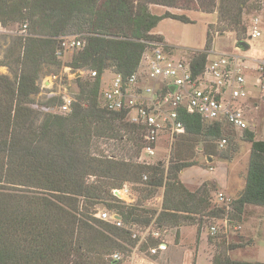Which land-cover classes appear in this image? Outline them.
Returning <instances> with one entry per match:
<instances>
[{
    "label": "trees",
    "instance_id": "trees-1",
    "mask_svg": "<svg viewBox=\"0 0 264 264\" xmlns=\"http://www.w3.org/2000/svg\"><path fill=\"white\" fill-rule=\"evenodd\" d=\"M249 1L0 0L4 28L27 26L21 35H0V67L9 71V75L0 74V264H115L110 256L135 242L126 229L93 216L95 206L102 202L119 211L125 224L148 226L155 220L157 228H182L187 225L185 219L193 222L198 213L214 221H224L226 216L230 222H241L247 205L264 207V140H256L253 132L243 133L250 144L246 186L231 209L214 203L217 189L209 183L196 191L184 185L181 173L195 166L193 162L183 158L167 169L160 162L147 166L109 159L102 149L104 143L114 140L121 153L135 148L130 156L134 159L141 140L139 129L127 122L125 113L102 107L104 73L111 71L123 78L133 75L146 49L164 42L162 36L153 34L162 20L192 23L184 13L157 15L151 7L217 14V25L208 27L204 50L192 58L202 70L215 32L222 34L229 28L239 37L245 36L239 43L246 39L248 26L243 17ZM67 35L85 40L68 66L85 72L90 80L77 79L79 92L71 112L54 114L43 109L59 107L62 95L37 101L39 82L43 76H56L66 66L56 57V50L59 39ZM8 37L10 41L1 52V41ZM92 71L96 77H91ZM181 119L186 132L173 146L177 145L179 158L183 157L184 141L191 137L205 138L203 151L210 157H215L211 148L216 149V141L224 135L229 138L228 146L232 143V130L219 123L209 125L185 110ZM125 183L165 187L163 211L153 220L133 206L120 204L112 189ZM200 229L201 224L198 235ZM158 243L151 241L153 247ZM245 244L229 245L214 255L211 264H264L231 259L228 252Z\"/></svg>",
    "mask_w": 264,
    "mask_h": 264
},
{
    "label": "built area",
    "instance_id": "built-area-1",
    "mask_svg": "<svg viewBox=\"0 0 264 264\" xmlns=\"http://www.w3.org/2000/svg\"><path fill=\"white\" fill-rule=\"evenodd\" d=\"M261 8H264V3ZM262 25L261 17L253 16L243 42L261 39L264 35ZM26 28L25 25L22 33ZM218 34L215 32L214 38ZM59 40L56 57L61 60L68 53L78 52L85 46V40L78 35H67ZM151 45L142 55L138 70L133 75L127 78L114 75L110 86L102 87L100 90L102 107L108 112L125 113L127 122L139 129L141 138L138 154L134 159L116 150L114 140L103 144L105 157L154 166L163 161L159 157L162 154L169 162L176 139L186 132L181 119L183 110L188 114L198 115L209 125L219 123L224 129L232 130L233 134L238 131L242 133L254 131L252 119L249 117L252 91L246 85L245 57L237 53H224L212 59L210 57L213 52L212 43V48L208 50L207 63L199 70L193 64V57L189 60L174 58L173 50L165 42ZM255 72L256 82L264 90V58L259 60ZM90 75L96 77L97 73L92 71ZM60 95L63 102L59 107L43 110L54 114L71 112L74 97ZM164 138L166 147L158 149ZM216 144L220 151L224 150L229 144L227 134L216 141ZM210 170L213 171L214 168L211 167ZM91 180L94 178L91 177ZM143 180L147 181L148 177L144 176ZM112 194L122 205L133 206L136 202V192L131 183L112 189ZM233 201L222 192H218L214 198V203L224 205L228 209H231ZM93 216L118 228L126 229L135 242L134 245L127 246L126 251H115L110 256L115 264H159L156 259L160 252L168 250L169 242L163 239L167 231L165 228L155 227V220L144 227H138L137 224L128 225L119 211L110 210L102 203L95 206ZM223 222L227 226L228 221ZM219 230L215 224L209 227L212 236H217ZM151 241H158V246L153 247Z\"/></svg>",
    "mask_w": 264,
    "mask_h": 264
},
{
    "label": "rangeland",
    "instance_id": "rangeland-1",
    "mask_svg": "<svg viewBox=\"0 0 264 264\" xmlns=\"http://www.w3.org/2000/svg\"><path fill=\"white\" fill-rule=\"evenodd\" d=\"M262 3H264V0H250L248 2L250 8L244 13L243 17L247 26H249L253 16H260L264 28ZM257 6V10L253 9ZM165 11V8L158 7L154 12L157 15H162ZM186 15L192 20V23L187 24L173 19H164L157 26V31L161 32L170 42L169 46L174 52V58L179 60H189L197 51L204 50L209 25H217V14L193 11ZM22 30L23 27L18 24L4 28L0 23V35L13 37L21 35ZM9 37L6 40L2 39L1 52L10 41ZM244 37H239L237 32L232 29H224L222 34L219 33L213 39V52L210 57L212 59L218 58L220 55L216 54L217 52L235 53V46L238 44L239 39ZM251 45L254 48V54L260 55L259 58L263 59L264 38L252 41ZM73 54L74 52H70L61 60L66 66H62L58 70L56 78L52 74L42 77L39 82L41 92L37 101L44 102L47 98L60 94L75 97L79 92L77 79L90 80L85 72L76 71L68 66ZM0 74L9 75V71L6 67H0ZM245 74L247 88L252 91V97L249 101V107L251 108L249 117L252 119L251 124L254 125L253 133L256 140H264V90L258 86L255 72L246 71ZM113 78L114 74L111 71H106L102 78V87L108 88ZM256 106H258V109H256ZM232 136L234 137L232 143L226 147H229L228 150L221 152L217 148H211L215 156L213 160L208 158V155L203 151L205 138L200 137L197 140V138L191 137L186 143L184 141L185 144L182 145L183 150L180 153L183 156L182 158H179V154L176 155V144L169 162L159 151V154H161L159 157L163 160L161 164L168 169L175 162H193L195 166L188 168L182 174L184 185L190 191H196L202 184L207 182L217 189L213 192L215 197L221 191L227 196H237V192L246 186L250 144L243 139L242 131H238ZM164 140L165 138L159 143L158 149L166 147V141ZM128 151V155L133 156L135 148ZM211 167L214 168L213 171L210 170ZM133 188L136 192V202L133 207L141 211L144 216H153L154 220L163 211L165 187L154 189L145 184H134ZM102 204L104 203L102 202ZM205 216L203 213H198L196 216L194 215L196 220L193 222H191V218L185 219L187 225L183 226L182 229L165 228L167 233L163 236V239L169 242V247L166 252H160L157 257L156 260L159 264H211L214 255L224 252L229 245L241 246L245 243L244 247L228 252L231 259L264 263V207L247 205L244 220L241 222H230L225 216V220L228 221L227 226L223 221H214V219ZM199 224H201L200 235L197 234ZM214 224L220 229L217 236H212L209 233V227ZM137 225L138 227L145 226L138 223ZM178 232L180 233L177 239Z\"/></svg>",
    "mask_w": 264,
    "mask_h": 264
},
{
    "label": "crops",
    "instance_id": "crops-1",
    "mask_svg": "<svg viewBox=\"0 0 264 264\" xmlns=\"http://www.w3.org/2000/svg\"><path fill=\"white\" fill-rule=\"evenodd\" d=\"M158 7H161V6H152L151 7V11L155 14V9L156 8H158ZM153 8H155V9H153ZM163 8H165V7H163ZM166 9V11H170V12H172V13H178V14H187V13H189V12H193V11H181V10H172V9H168V8H165ZM165 11V12H166ZM264 29V28H263ZM153 34H156V35H160V36H162V38L164 39V42L167 44V45H170V42L168 41V39L161 33V32H159V31H157V28L153 31ZM263 38H264V35H263ZM253 40H248L247 42H244L245 43V45H242L241 43L242 42H238V44L235 46V53H237V54H239V55H241V56H243V57H245L246 58V61H245V72L246 71H251V72H255V68L258 66V62H259V60H261V58H259L260 57V55L259 56H257V55H255L254 54V48L252 47V45H251V42H252ZM240 50V51H239ZM224 53H226V52H217L216 54H218V55H222V54H224ZM262 56V55H261ZM255 74H256V72H255ZM215 157H212V158H210L211 160H213ZM194 167V166H193ZM191 168V167H190ZM187 170V169H186ZM185 171V170H184ZM184 171L181 173V181L185 184V182L182 180V174L184 173ZM244 189V188H243ZM243 189H241V190H239L238 192H237V194L239 193V192H241ZM222 193H224L223 191H221ZM228 197H230V198H232L233 200H235L236 199V197L237 196H235V195H230V196H228ZM244 217H245V213H244V215H243V220H244ZM183 228V227H182ZM181 228V229H182ZM241 228V227H240ZM166 252V251H165Z\"/></svg>",
    "mask_w": 264,
    "mask_h": 264
},
{
    "label": "water",
    "instance_id": "water-1",
    "mask_svg": "<svg viewBox=\"0 0 264 264\" xmlns=\"http://www.w3.org/2000/svg\"><path fill=\"white\" fill-rule=\"evenodd\" d=\"M241 44H242V45H245V43H244V42H242Z\"/></svg>",
    "mask_w": 264,
    "mask_h": 264
}]
</instances>
